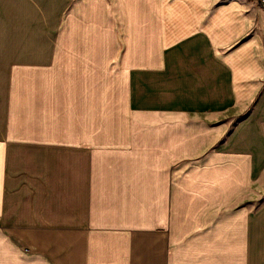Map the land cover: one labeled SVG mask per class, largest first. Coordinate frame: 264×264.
Instances as JSON below:
<instances>
[{
  "label": "crops",
  "instance_id": "obj_1",
  "mask_svg": "<svg viewBox=\"0 0 264 264\" xmlns=\"http://www.w3.org/2000/svg\"><path fill=\"white\" fill-rule=\"evenodd\" d=\"M0 264H264L261 0H0Z\"/></svg>",
  "mask_w": 264,
  "mask_h": 264
},
{
  "label": "built area",
  "instance_id": "obj_2",
  "mask_svg": "<svg viewBox=\"0 0 264 264\" xmlns=\"http://www.w3.org/2000/svg\"><path fill=\"white\" fill-rule=\"evenodd\" d=\"M261 4L264 5V0H261Z\"/></svg>",
  "mask_w": 264,
  "mask_h": 264
}]
</instances>
